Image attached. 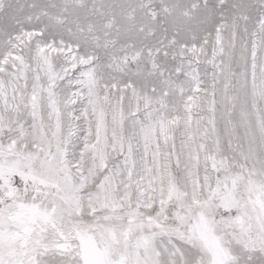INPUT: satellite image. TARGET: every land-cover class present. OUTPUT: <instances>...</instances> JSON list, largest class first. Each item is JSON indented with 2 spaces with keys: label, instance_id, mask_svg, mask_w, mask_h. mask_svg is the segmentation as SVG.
<instances>
[{
  "label": "snow or ice",
  "instance_id": "obj_1",
  "mask_svg": "<svg viewBox=\"0 0 264 264\" xmlns=\"http://www.w3.org/2000/svg\"><path fill=\"white\" fill-rule=\"evenodd\" d=\"M0 264H264V0H0Z\"/></svg>",
  "mask_w": 264,
  "mask_h": 264
}]
</instances>
